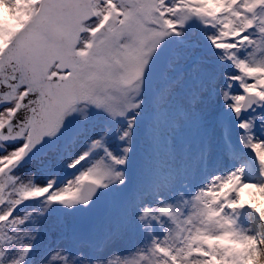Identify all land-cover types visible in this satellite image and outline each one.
Returning <instances> with one entry per match:
<instances>
[{
  "label": "rangeland",
  "instance_id": "rangeland-1",
  "mask_svg": "<svg viewBox=\"0 0 264 264\" xmlns=\"http://www.w3.org/2000/svg\"><path fill=\"white\" fill-rule=\"evenodd\" d=\"M38 1L0 0L6 16L11 17L10 21H0V38L11 39L10 25H22L23 15L33 16ZM108 1L95 0L97 15L84 23L87 35L79 46L87 56L79 72L83 77L95 76L88 83L91 99L72 108L44 144L59 140L56 148L46 154L39 151L1 179V197L6 200L2 212L14 210L15 215L0 226V264H206L204 240L208 237L218 240L219 264H262L264 111L253 108L242 118V129L235 130L241 158L255 157L258 169L252 175L242 174L233 183L232 205L244 213L246 232L233 236L228 247H223L220 239L233 233L234 213L228 219L222 214L216 216L219 206L214 198L231 181L217 112L233 104L223 101L227 91L234 88L233 81L239 87L248 86L256 75L252 68L264 66V7L259 12L258 27L245 34V47L241 43L232 52L227 48L215 57H206V62L191 72L185 71L184 65L193 52L182 48L173 58L175 67L162 83L157 102L160 117L145 139L148 156L139 154L134 160L137 192L129 195L122 189L116 163L123 141L111 132L107 115L120 109L117 98L121 94L133 102L143 99L146 80L126 87L118 78V73L137 63L138 57L131 60L135 39L149 58L175 39L173 36H188L187 42L225 36L242 27L247 16L244 4L232 8L230 0H207L210 10L217 13L201 19L190 0H165L159 13L153 9L158 0H115L126 10L120 17L111 11ZM105 12L113 14V36L102 34L95 39L89 30ZM205 19L214 22L213 30L202 25ZM188 22H196L197 29L189 31ZM165 23H172L173 29L167 30ZM108 47L119 58L116 64L105 56ZM230 56L232 60L222 64ZM26 88L19 89L12 102L0 108V122L12 117ZM178 135L188 139L190 146L182 147ZM26 140L28 131L19 141L0 143V167ZM102 145L111 150L109 157L103 156ZM87 150L92 155L81 171L62 181L60 174L66 165ZM87 174L106 179V189L113 191V203L106 217L92 209L95 225L89 237L83 238L76 230V220L87 207H78L74 199ZM50 183L58 185L51 196L33 204L25 200L26 191ZM56 195L64 196V200H52ZM100 196L97 202L103 203V194Z\"/></svg>",
  "mask_w": 264,
  "mask_h": 264
},
{
  "label": "water",
  "instance_id": "water-1",
  "mask_svg": "<svg viewBox=\"0 0 264 264\" xmlns=\"http://www.w3.org/2000/svg\"><path fill=\"white\" fill-rule=\"evenodd\" d=\"M50 1L43 4L29 30L0 61V82L5 85L0 90L3 91L1 102L8 101L19 84L31 86L9 124V130L14 131L17 137L22 135L28 124H32V147L29 152L35 148L38 137H45L58 121L60 116L56 115L65 102L58 96L66 94L72 101L78 99L77 95L70 93L72 78L58 81L57 76L50 77L48 71L53 59L59 57L64 67L73 58L74 53L69 55V50L79 21L93 13L86 0ZM67 82L69 85H65Z\"/></svg>",
  "mask_w": 264,
  "mask_h": 264
},
{
  "label": "bare ground",
  "instance_id": "bare-ground-1",
  "mask_svg": "<svg viewBox=\"0 0 264 264\" xmlns=\"http://www.w3.org/2000/svg\"><path fill=\"white\" fill-rule=\"evenodd\" d=\"M1 11V10H0ZM4 16V13L2 12V13H0V17H3ZM252 225H253V223H252Z\"/></svg>",
  "mask_w": 264,
  "mask_h": 264
}]
</instances>
